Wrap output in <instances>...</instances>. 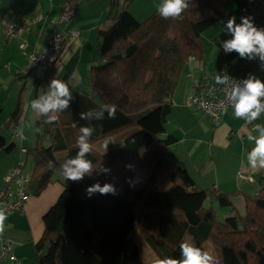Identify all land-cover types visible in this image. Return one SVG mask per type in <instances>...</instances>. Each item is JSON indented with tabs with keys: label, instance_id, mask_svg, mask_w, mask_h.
<instances>
[{
	"label": "trees",
	"instance_id": "trees-1",
	"mask_svg": "<svg viewBox=\"0 0 264 264\" xmlns=\"http://www.w3.org/2000/svg\"><path fill=\"white\" fill-rule=\"evenodd\" d=\"M86 1L90 0H66L63 7L71 8L74 17L77 6ZM118 2L111 0L110 10ZM255 2L259 9L264 6V0L250 4ZM225 3L188 0L181 19L165 20L156 9L143 21L127 4L113 19L107 18L106 26L97 27L101 43L88 77L89 92L75 90L64 75L60 80L69 84L73 94L70 108L51 124L46 122L48 114L39 113L35 145L24 148L33 159L27 193L37 196L78 152L76 144L68 145L62 128L72 127L77 138L81 126L94 129L89 141L92 151L85 157L92 161L93 173L78 184L69 181L45 214L44 233L35 245L36 264H145L135 239L140 217L150 226L146 240L159 259H182L180 243L190 239L204 251L212 245L218 264H264V170L256 178L258 193L245 194L242 212L232 199L236 192L200 187L171 158L168 149L178 143L175 135L159 137L167 131L174 93L189 60L205 59L204 31L232 15L225 12ZM52 72L35 79L44 95L54 79ZM106 105L117 108L115 119L108 118ZM22 106L19 97L4 124L14 129L12 138L22 121ZM101 111L103 118H97ZM82 112H91V118L81 120ZM134 128L135 132L105 148L106 139ZM122 141L126 148L120 146ZM16 147L14 139L8 141L0 133V150L10 153ZM127 163L134 169L127 170ZM101 167H109L110 173H99ZM165 173L172 179L167 188L160 186ZM127 178L138 181L135 188L129 187ZM97 181L114 182L120 194L87 198L85 189ZM214 203L228 208L230 214L219 218Z\"/></svg>",
	"mask_w": 264,
	"mask_h": 264
},
{
	"label": "crops",
	"instance_id": "crops-1",
	"mask_svg": "<svg viewBox=\"0 0 264 264\" xmlns=\"http://www.w3.org/2000/svg\"><path fill=\"white\" fill-rule=\"evenodd\" d=\"M3 1L4 0H0V3H2ZM65 1L66 0H50L52 6L50 13H48V9H44L42 4H40L41 1L38 0V6L35 8V11H37L40 5L39 10L41 14H39L36 18L32 17V19H29L31 24L23 32L25 33L24 38L28 42L29 44L28 46L31 47L33 43L30 45V41L33 30L34 31L41 30V35H40L41 40L34 45V48L31 49L32 51L30 50L31 53L34 51H39L46 43L47 39L55 32L64 34L66 40L63 43L62 53L59 55V61H60L59 65L57 69H55L52 72L53 78L57 79L54 77L56 70L58 69H61L62 71L65 70V73L69 76V78L71 77L70 81L74 85V89L84 94L82 89H80L81 83L79 82H82L86 78L87 80L86 86H89L88 77L91 75L90 72L91 66L97 59V51H95L92 44L90 45L89 39L88 38L85 39L83 37V33L91 32L90 37L94 38L93 31L97 32V27H99L98 22H100V19H98V17H96L94 13L84 14V15L82 14L81 16L80 14L77 15V10H76L75 16L70 21H61L60 18V16H62L61 14H63V11L65 12V10L68 9V7L65 8L63 7ZM28 10L26 9L27 12L23 14L24 17L15 15L16 18L14 16L10 20L14 21L16 24H18L17 22L20 23L21 20H23L22 18H28L27 17L29 16ZM52 12H56L54 14V17L52 16ZM86 18H88L87 22H86ZM0 21L5 22V17L3 16L0 17ZM63 22L65 23L68 22V23L61 24ZM108 22L106 21V23ZM71 32H79L80 35L79 37L74 38L72 37ZM81 38H83L85 42H82ZM98 45L99 44H97L96 47ZM73 47L75 48V51L73 53V56L69 57L68 56L69 50ZM215 53L217 55L216 58H215ZM230 55L231 52L225 50L221 46V43L217 42L212 45V48L208 47V49H205L204 61H199L194 58H191L189 60V63L174 93L172 114L170 115L168 120L169 125L172 124V128L167 129L166 131L172 133V135L176 134L179 136L178 128L180 127L183 135L179 136L178 143L181 141V144L182 143L184 144V143H188L190 138H198L196 135L193 134L197 133L196 131L198 127H200V124L203 122V117L201 118L195 117V115L201 114V111H199L194 106H189L186 104L188 96L192 94L195 90L194 78L206 76L216 80V77L218 75L222 77L228 72L235 74L238 71L239 68L238 65H231V64H230L231 66L226 64L223 65L224 60L230 58ZM76 76L78 77V80H75ZM87 92H89V90H87ZM29 110H30V105H27V115L29 113ZM58 114L59 113H55V115ZM49 115H53V113H49L48 116ZM253 124L249 125L244 120L237 119L234 116V112L229 111L223 118L220 127L214 129V131L212 132V140H210L212 144L211 147L209 148L210 164H212L213 166H217L218 163V160L213 155L214 147L225 150L226 156L229 153H233L232 160L233 159L235 160V167L232 168L231 175L228 178H225L223 174L222 176L218 174V172L223 171L222 169H220V171L216 173V175L213 177L211 181L206 182L205 180L198 178L197 174L200 171L199 169H196V171H192L190 169L189 167V163L191 162L190 159L189 160L187 159L186 162L181 161V163L177 161V159H173L180 166H183L185 169L188 170V172L191 174L193 179L200 187L215 186V187H219L222 191L225 192H236V194L233 195L232 199L234 204L237 206V208L242 212H244L245 210V194L253 195L258 193L259 185L257 183L256 178L257 175L264 170V169H252L249 166L247 160L248 152H250L252 148L255 146V142L250 141L248 139V136L256 135L254 128L256 124L259 123H257L256 120L253 121ZM62 132L65 136L68 145L76 144L77 136L72 127L65 126L62 128ZM236 139L239 141L240 144H231L232 141ZM193 140L196 142L197 139H193ZM24 144L25 141L22 138L21 140L22 149L25 148ZM186 155H187L186 153H182L183 157ZM20 156L21 155L19 148L14 149L8 156H4V158L8 159L6 161L8 165L3 166L2 169L3 178L4 176L8 175L9 171H11L12 168L17 164ZM32 169H33V165H32ZM31 172L32 170L27 174H31ZM240 172H242L243 174H240ZM59 181L55 182L53 179V181L39 195L31 196L28 202L25 204L24 210L20 211L19 214H17V212L14 213L12 215V218H9L8 220L9 223H7V226H5L6 229L5 236L10 242H12L14 253L16 254V256H18L21 259V264L27 263L28 258H30L29 256L36 251L35 245L43 236L45 229L43 218L45 214L50 210V208L57 202L59 196L61 195V193L65 188L64 183ZM35 255H34V259H35Z\"/></svg>",
	"mask_w": 264,
	"mask_h": 264
},
{
	"label": "rangeland",
	"instance_id": "rangeland-1",
	"mask_svg": "<svg viewBox=\"0 0 264 264\" xmlns=\"http://www.w3.org/2000/svg\"><path fill=\"white\" fill-rule=\"evenodd\" d=\"M40 1H41L40 4H42L44 9H48V13H50L52 6L50 0H40ZM250 1L251 0H226L224 10L226 13H231L232 15L230 18L234 16L236 18V22L239 23L241 21L240 15L242 14V10L244 7L250 4ZM110 2L111 0L86 1L77 6L76 8L77 15L80 14L81 16L82 14L84 15V14L94 13L96 17L100 19V22H98L99 27H103L106 26L107 24L106 23L107 18L110 17V19H113L114 16L118 14L128 4L129 11L135 16V18H137L139 21H143L146 18H148L157 9V5L161 3L162 0H119L117 6L112 10H110L109 8ZM37 6H38V0H12V1L4 0L2 3H0V17L2 16L5 17V22L0 21V108L3 109L2 113L0 114V133L4 135L8 139V141L14 139L15 142L17 143L16 148H19L21 156L19 157L18 162L15 166H17L21 162H25V166L23 167V171L25 174L29 173L32 170L33 159L31 156H28L25 153L24 149H22L21 140L22 138L24 139L25 147H33L35 145V137H34L36 130L35 124H36V120L39 117L37 111L31 109V107L27 115V105H30L32 100L38 99L40 96L44 95L42 86L39 89H37V86H35L34 82L36 76L32 73L33 66L29 59L30 50L34 48V45L37 44L38 41L41 40L40 38L41 30L38 31L33 30L30 41V45L33 43L31 47L28 46L29 44L24 38L25 33L21 35L16 34L15 36H13V38H7L4 33L7 26L11 24H16L14 21L10 19L15 15H19L20 17H22L23 14L27 12L26 9L27 10L29 9L28 10L29 16H27L28 18H22L23 20L32 19V17L36 18L39 14H41L39 10L40 5L37 11H35V8ZM55 13L56 12H52L53 17ZM251 20L253 21L256 27L261 28L257 15L253 16ZM87 21L88 18H86V22ZM226 22L227 20L217 21L214 25H212L210 28L204 31L203 44L205 46V49H208V47L212 48V45L217 42L221 43L222 46L224 42H226L228 39L231 38V33L227 30ZM64 23L65 22L61 24ZM67 23L68 22H66L65 24ZM90 33L91 32L83 33V37L85 39L88 38L90 45L92 44L95 51H97L96 45L101 43V39L100 37L97 36L98 35L97 32L93 31L94 38L90 37ZM81 40L82 42H85L83 38H81ZM74 51L75 48L74 47L71 48L69 50L68 56L72 57ZM216 57L217 55L215 53V58ZM237 57L239 58V62L237 64L238 67L239 65L240 66L243 65L246 60V57L242 58L239 55V53H237L236 51H231L230 58L224 60L223 65L226 64L231 66L230 65L231 61L233 59H236ZM259 63L260 64L255 67L249 66L248 75L254 76L257 79L264 81V62L260 60ZM65 74H66L65 70L62 71L61 69H58L56 70L54 77L57 79H61ZM75 80H78L77 76L75 77ZM86 81L87 80L85 78L82 82H79L81 83L80 89H82L84 94H87L88 93L87 90L90 89L89 86H86ZM19 97L23 104L22 121L19 125L17 136L15 138H12L14 129L5 128L4 124L9 119L10 112L15 108ZM99 103H101L100 100ZM195 117L196 118L203 117V122L200 124V127H198L196 131L197 133L193 134L196 135L199 139L190 138L189 142L184 144L183 143L181 144L180 141L177 145L175 144L171 146V148L168 149L169 151L168 153L170 154L172 159H177V161H179L180 163L181 161L186 162L187 159L188 160L190 159L191 160V162L189 163L190 169L192 171H196V169H199L200 171L197 174L198 178L203 179L206 182L211 181L213 177L216 175V173L220 171V169L223 170L218 172L220 176H222L223 174L225 178L230 177L231 170L232 168L235 167V160L234 159L232 160L233 153H229L226 156L225 150L214 147L213 155L218 160L217 166H213L209 162V153H210L209 148L211 147L212 144V142L210 141L212 140V132L214 131V129L219 128L220 125L216 126L215 124H213V122L210 119H208V117H206V115H204L202 112L199 115H195ZM168 122L166 125V129H171L172 124L169 125ZM257 123H259L260 125H264V114H261L260 118L257 120ZM136 130L137 128L130 129L125 132H120L119 134L113 136L110 139V141H106L108 140L106 139L103 144H105V142H108V144H110L111 141L113 142L120 141L124 137L126 138L131 133L135 132ZM178 130H179V136H182L183 134L181 128L179 127ZM167 134H172V133L166 132L164 134H161L159 137L164 138ZM173 135L179 138L178 135L176 134ZM256 135H258L257 132ZM193 139H197L196 142ZM231 144H240V143L236 139L233 140ZM10 153L5 152L4 150H0V190L5 186L7 182L6 178L8 176L6 175L4 176V178L2 176L3 166L8 165V163H6L8 159L4 158V156H8ZM182 153H186L187 155L183 157ZM53 179L55 182H58L60 180L62 183H64L65 187L69 183V181L63 176L62 171L57 172ZM170 185H172L171 176L169 173H165L160 178V186L163 188H167ZM204 187L209 188L210 186H203L202 188ZM15 188L16 187L14 183H11L9 189L15 190ZM213 206L219 218H222L230 214L229 209L226 207H220L217 203H214ZM17 214H19L18 211ZM12 215L4 216L3 221L6 224L5 226H7V223H9L8 220L9 218H12ZM149 227L150 226L148 225L145 218L140 217V219H138L135 228V239L137 240L145 264H152L153 259L159 258L158 254L151 247L150 242L148 243L146 240V234L151 233ZM186 241L190 242V239H187ZM35 252L29 256L30 258H28V261L25 264H36L34 259ZM209 252L213 256L216 255L212 245H209Z\"/></svg>",
	"mask_w": 264,
	"mask_h": 264
},
{
	"label": "clouds",
	"instance_id": "clouds-1",
	"mask_svg": "<svg viewBox=\"0 0 264 264\" xmlns=\"http://www.w3.org/2000/svg\"><path fill=\"white\" fill-rule=\"evenodd\" d=\"M188 8V0H162L157 5L158 14L165 20L181 19L182 14ZM63 15V14H62ZM62 19V16H61ZM63 21V20H62ZM227 30L231 33V38L223 43V48L228 52L236 51L243 58L258 54L261 61L264 62V28H258L253 21L245 16L241 18L239 23L233 16L226 22ZM71 80V77L69 78ZM227 82V77H216L217 84ZM74 86V85H73ZM49 91L34 99L30 103V107L36 110L41 115L48 116L47 123L51 124L58 121V115L55 113L64 112L70 108V101L73 98L69 84L60 79H52L49 84ZM230 100L234 108V116L237 119L244 120L247 124H252L264 114V81L249 76L241 85H236L232 88ZM105 110L108 113L109 119L116 118L117 108L112 105H106ZM91 112L80 113V119H90ZM103 111L97 114V118H103ZM254 131L259 135H249L248 139L255 142V146L247 154L248 164L252 169H264V125L257 124ZM80 135L76 140L78 152L72 159L66 160L62 165L63 176L73 183H80L86 175L93 173V164L91 160L86 159V155L92 151L90 138L93 135L94 129L91 127L81 126L79 129ZM133 143L135 141H132ZM121 147L126 148V142H121ZM105 148H108V142H105ZM49 167H52L49 162ZM132 163H127V170L134 169ZM109 167H101L99 173H110ZM138 181H133L127 178L129 187L135 188ZM86 197L92 198L94 195L100 196L111 195L116 197L120 194V190L114 182L101 183L97 181L89 185L85 189ZM4 219V212L0 211V220ZM180 249L182 259L176 260L172 258L159 259L155 258L152 264H218L216 258L209 252L204 251L200 247L188 241H181Z\"/></svg>",
	"mask_w": 264,
	"mask_h": 264
},
{
	"label": "built area",
	"instance_id": "built-area-1",
	"mask_svg": "<svg viewBox=\"0 0 264 264\" xmlns=\"http://www.w3.org/2000/svg\"><path fill=\"white\" fill-rule=\"evenodd\" d=\"M259 2L249 4L243 8L240 19L247 16L250 19L257 15L260 27L264 28V7L258 8ZM264 5V3L262 4ZM73 10L68 8L62 15L63 21H69L73 17ZM30 20H22L18 24H11L6 27L5 36L12 38L16 34H21L30 25ZM72 37H79V32H71ZM66 37L62 33H55L39 51H34L29 54V59L32 63V73L36 78H42L46 73L54 71L59 65V55ZM258 54L246 56L243 65L239 66L235 74L226 73L222 77H227V82L217 84L216 80L209 77L194 78L195 90L187 98L186 104L196 107L204 115H206L216 126L220 125L223 118L229 111L234 112L230 94L232 88L236 85H241L248 78L249 66H257L260 62ZM239 58L233 59L231 65H237ZM253 124V123H252ZM250 125V124H249ZM254 126V124H253ZM254 128V127H253ZM25 162L14 166L6 178L5 186L0 190V211L4 212V216H9L17 211L24 210L25 204L30 199L31 195L27 193V186L30 182V175L24 174L23 166ZM240 174H243L240 172ZM14 183L15 190H11L10 185ZM5 223L0 220V264H21V260L16 256L13 249V244L6 236Z\"/></svg>",
	"mask_w": 264,
	"mask_h": 264
}]
</instances>
